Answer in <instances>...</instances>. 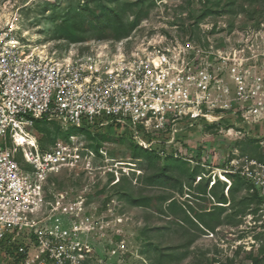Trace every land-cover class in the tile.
Returning a JSON list of instances; mask_svg holds the SVG:
<instances>
[{"label": "rangeland", "instance_id": "374dc122", "mask_svg": "<svg viewBox=\"0 0 264 264\" xmlns=\"http://www.w3.org/2000/svg\"><path fill=\"white\" fill-rule=\"evenodd\" d=\"M116 6L129 9L128 21L139 11L145 13L129 37L102 39L92 30H80L82 19ZM0 20L26 52L93 58L101 71L159 38L178 47L182 57L197 61L196 71L206 63L210 71V122H184L174 140L148 136L155 141L151 149L163 158L177 154L187 159L168 165L171 180L166 184L147 182L167 161L149 166L144 158H134L132 132L126 126L108 122L100 128V133L121 138L119 142L88 137L57 120H40L29 129L44 150L78 135L88 150L82 152L81 169L47 179L44 203L34 216L43 223L66 216L71 227L83 232L79 241L87 249L69 264H251L247 253L264 264L257 218L248 217L254 215L248 214L254 205L244 201L247 185L229 192L233 174L222 172L257 159L262 151L264 0H0ZM185 136L189 145L205 147L207 164L205 156L199 160L183 147ZM16 160L28 168L20 152ZM190 173L193 181L187 178ZM165 195L175 204H159L156 211L131 202ZM223 197L225 210H216ZM206 212L212 216H204ZM195 214L204 216L203 222ZM17 240L28 245L31 263L41 257L29 240ZM248 246L250 251L244 249ZM5 250L0 260L12 264L14 248Z\"/></svg>", "mask_w": 264, "mask_h": 264}, {"label": "built area", "instance_id": "2783aa9c", "mask_svg": "<svg viewBox=\"0 0 264 264\" xmlns=\"http://www.w3.org/2000/svg\"><path fill=\"white\" fill-rule=\"evenodd\" d=\"M7 26L0 20V255L14 248L12 264H69L87 249L79 241L83 232L71 227L66 216L49 223L34 216L44 203L47 179L81 169L82 152L88 150L83 135L44 150L29 129L43 119L83 130L110 122L128 127L132 141L150 151L155 141L145 137L169 135L174 140L184 122H210L212 109L206 97L212 84L210 71L207 63L196 71L197 61L182 57L178 47L160 38L147 41L128 58L119 56L101 71L93 58H50L26 52ZM19 135L33 137L35 143L20 145ZM261 139V160L222 172L238 175L248 194L257 197L258 210L248 217L257 218L264 240ZM19 152L27 169L16 160ZM21 237L39 250L41 257L35 263L28 245L17 242ZM248 247L244 249L250 251Z\"/></svg>", "mask_w": 264, "mask_h": 264}, {"label": "trees", "instance_id": "16d2710c", "mask_svg": "<svg viewBox=\"0 0 264 264\" xmlns=\"http://www.w3.org/2000/svg\"><path fill=\"white\" fill-rule=\"evenodd\" d=\"M144 1V0H142ZM127 10L129 9H124L121 10L119 6H116L114 8H102L97 14L90 15L88 18H84L79 22V28L82 32H87L89 30H92L98 34H100V37L102 39H111V40H122L124 38L129 37L130 33L134 30L135 27H137L142 20V18L145 16V13L142 11H139L136 13V16L133 21H128L126 16H127ZM84 11H87V9H84ZM44 120V119H43ZM40 120L36 121L37 123ZM100 128L98 126H93L91 127L90 130H83L79 129L81 133H85L88 137L96 136V139L103 141V142H119L121 141V138H111L105 133H100ZM93 138V137H92ZM147 140H149V137H145ZM183 147L188 150L191 153H194L199 160L200 158L205 156L207 159L204 161L205 164L209 162L208 156H206L205 152V147H203L200 144L196 143H191L190 145L187 143V136L184 137L183 140ZM38 142V140H37ZM39 143V142H38ZM41 147V146H40ZM135 151H134V158H144L148 165L152 164L154 161H160L163 157L160 155L156 150H145L138 145L134 143ZM42 148V147H41ZM99 147H96V152L98 151ZM258 160L262 159V155H257L256 157ZM163 159L167 161V163L160 169L159 172L151 174L147 178V182L150 184H155V183H161V184H166L168 180H171V176L168 174L169 170L168 165H171V162H187L186 158L182 156H177L175 157L172 154L166 155ZM231 178H233V183H231V186L228 188L229 192H239L241 191L242 188L246 186L245 181L240 178L238 175H230ZM188 180L193 181L194 180V175L193 174H188ZM212 188V187H211ZM206 190V187L204 188V192ZM244 201L254 205V208L250 210L248 214H256L258 208V199L255 195H250L248 194L245 198ZM132 204L136 207H146V208H151L154 209L155 211L157 210V205H162L164 203L169 202V205L175 204V202L172 200V197H169L167 195L165 196H159L155 198H141V199H133ZM221 204L220 206H216V210L219 211H224L225 207V199L224 197L220 199L218 202ZM206 215L204 216H212L210 212L204 213ZM199 220L203 222L204 216L195 214ZM249 258L252 260L251 264H263L261 261L262 259L259 258H254L251 256L250 253H247Z\"/></svg>", "mask_w": 264, "mask_h": 264}, {"label": "bare ground", "instance_id": "6f19581e", "mask_svg": "<svg viewBox=\"0 0 264 264\" xmlns=\"http://www.w3.org/2000/svg\"><path fill=\"white\" fill-rule=\"evenodd\" d=\"M27 137H29V136H27ZM17 139H18L20 145H27V144L33 145L35 143L33 137L26 138L24 135H19L17 137Z\"/></svg>", "mask_w": 264, "mask_h": 264}]
</instances>
